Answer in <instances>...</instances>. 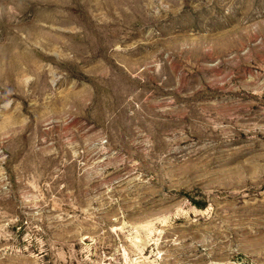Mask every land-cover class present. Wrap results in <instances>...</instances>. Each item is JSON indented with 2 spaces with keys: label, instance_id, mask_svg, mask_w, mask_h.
<instances>
[{
  "label": "rangeland",
  "instance_id": "rangeland-1",
  "mask_svg": "<svg viewBox=\"0 0 264 264\" xmlns=\"http://www.w3.org/2000/svg\"><path fill=\"white\" fill-rule=\"evenodd\" d=\"M0 264H264V0H0Z\"/></svg>",
  "mask_w": 264,
  "mask_h": 264
}]
</instances>
